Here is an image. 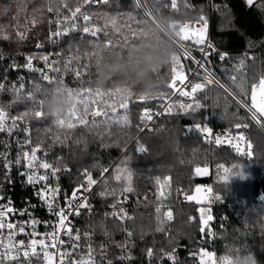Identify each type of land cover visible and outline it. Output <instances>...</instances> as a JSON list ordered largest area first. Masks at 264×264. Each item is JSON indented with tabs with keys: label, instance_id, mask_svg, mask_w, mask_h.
Segmentation results:
<instances>
[{
	"label": "trees",
	"instance_id": "trees-1",
	"mask_svg": "<svg viewBox=\"0 0 264 264\" xmlns=\"http://www.w3.org/2000/svg\"><path fill=\"white\" fill-rule=\"evenodd\" d=\"M49 1L0 0L1 6L11 7L13 14L28 6L26 15L36 18L38 23L37 26H33V22L28 23L24 41L9 40L2 46L10 51H22L33 48V44L45 38L48 28L45 18L41 17L40 7L43 4L46 8ZM85 1L72 0L71 5L75 7ZM140 2L143 5L146 0ZM57 4L53 7H59ZM147 6L154 15L161 13L175 21H198L201 15L209 13L210 38L218 49L228 54L224 62H220L217 56L212 57L214 68L232 92L247 101V97L226 77L235 74L239 63L246 60L242 71L245 73V88L250 93L251 85L264 76V0H258L252 7L245 0H177V9H171L169 4L159 11L152 0H147ZM89 12L99 27L108 24L105 29L108 35L101 32L95 38H72L67 48L70 52L67 53L75 48L80 49L83 62L90 67L86 74L91 75L92 89H115L111 82L104 88L97 87V56L85 53L93 51L90 47L93 40L100 44L96 51L102 57L101 62L109 52H118V48L105 47L108 40L113 43L122 40L121 33L111 27V19H115L120 29L130 35L125 25L136 26L138 13L143 10L136 8L135 0H110L107 5L90 6ZM149 23L150 20L146 27ZM131 43L138 44L139 41ZM177 53L180 54L178 49ZM250 56L254 59H250ZM181 63V70H186L183 57ZM171 68L170 63L162 69L157 77V86L152 91L154 93L150 95H157L156 92L167 88L172 76ZM134 90L141 89L137 86ZM48 92H39L34 100H19L14 108L19 113H28L33 128L38 130V138L45 146L54 147L56 156H62L64 164L74 172L87 169L98 179L103 168H110L92 198L94 211L89 227L99 244L110 242L112 248H118L128 240L130 252L135 258L134 264H170L172 260L174 264H201V249L221 259L231 258L233 264H241L248 256L255 264H264V135L229 95L217 86L208 87L197 97L196 100L203 107L195 112H184L173 100L170 104L171 114L166 111L153 132L140 135L138 126L143 110L156 109L160 100H131L129 109L118 111L113 121L103 119L91 128L79 125L66 131L53 123V117L37 118L34 115L35 111L40 110L38 101L44 99L46 103ZM43 110L48 112L46 106ZM125 114L128 117L127 125ZM236 123H246L248 127L236 129ZM197 124L211 128L212 135L205 137L196 131ZM240 134L245 140H235V143H240L246 151L247 142L250 141L253 145L252 158L241 155L231 145H216L214 142L217 136L234 138ZM139 147H145L146 152L139 153ZM7 157L5 142L0 137V164ZM197 167H207L209 174L205 177L195 176ZM2 169L0 166V173ZM241 171L244 176H237ZM125 172L129 179H125ZM117 175L120 176L119 181L115 179ZM199 186L211 188L212 196L220 197L214 206H207L213 219L205 226L203 234L200 232L201 205L183 199L184 196L193 195ZM129 187L132 189L130 192L127 191ZM119 195L127 196L132 208L133 217L125 225L107 213ZM169 210L173 213L171 221L166 218ZM193 217L196 220L190 219ZM161 226L164 231L157 230ZM127 232L132 235L127 237ZM149 249L152 251L150 258ZM168 254L174 259H170Z\"/></svg>",
	"mask_w": 264,
	"mask_h": 264
},
{
	"label": "snow or ice",
	"instance_id": "snow-or-ice-1",
	"mask_svg": "<svg viewBox=\"0 0 264 264\" xmlns=\"http://www.w3.org/2000/svg\"><path fill=\"white\" fill-rule=\"evenodd\" d=\"M88 2V0H86ZM102 3L107 4L109 3V0H101ZM257 0H246V4L249 7H252L254 4H256ZM152 3L154 5H157V11H159L161 8H167L170 4V8L175 10L177 9V0H152ZM135 6L136 8L143 9L142 13H138V22L136 26L128 25L126 24L125 27L128 29V33H124L120 27L117 25L115 19H111V27L116 31L121 33L122 40L117 41L116 43H113L111 40L107 41V44L105 47H112V48H118V52L123 54H128L131 50H133L134 46L137 43H131L132 41H142L147 37V28L146 24L151 20L154 16L153 11L147 6V0L145 4H141L140 0H135ZM64 7L67 8V3H64ZM47 10L49 12H53L54 9L49 4ZM59 9H56L57 12V20L54 21L57 23L58 27L55 33H50V38L52 36L60 37L61 35H65L68 33L69 29L65 28L63 32L59 28V24L61 23L59 19ZM77 13H81V8L77 6L75 8V11H71V17L75 18L77 16ZM82 19L85 22L84 26L81 29V36L84 34H90L91 37L95 38L97 35L101 32L104 33L105 36L108 35V32L105 31L107 29L108 24H105L103 28L101 27H90L88 26V22L90 21V16L88 14H83ZM64 21H68L69 17L65 16ZM199 22H202V26L197 29V32L195 34H190V24H183L180 25L179 31L177 33V43L179 46L183 48V59H193V62L200 66V68L205 72V77L203 79V82H196L191 84L190 86L185 85L184 88L177 87V83L179 82L181 85L185 84V81H187L188 77L187 75L181 70L183 68V64L181 63L182 56L179 53H176L172 58V76L169 83H167L166 87L168 89L167 93L161 92L157 95H149L147 93L142 94L139 99L140 101H148V100H160L164 101L168 98L169 94L176 95L178 94L179 97H188L195 101V103H183L181 102L178 107L180 109H183L185 112H188L189 110L195 112L197 109L203 107V105L200 103L199 100H196V94L198 92H204L205 89L214 83H216L217 80L212 78V74L208 73L207 68L200 64L199 61L195 60L193 57H191L187 47L184 46V43L182 42H194L196 45L200 46L199 51L204 54V56L207 58V56L211 55V51L206 52L205 51V45L209 49L214 50V46L207 42V28H208V21L207 18L204 15H201L199 17ZM52 23V21H50ZM77 25L75 23L72 24L71 30H76ZM18 36L21 40L25 39L26 36L24 33H18ZM5 39H8L7 36L4 37ZM39 43L37 44V47H41ZM71 47V46H70ZM90 47L93 49L91 53L86 52L85 55H96L97 56V64H99L102 60V57L99 56V53L96 51L100 48L99 42L93 40L90 42ZM78 50V49H77ZM59 53H57L58 55ZM219 60L222 62L225 59L228 58L227 53H222L219 55ZM250 59H254L253 57H249ZM41 59L48 64L49 62V55H44L41 57ZM27 63L26 67L29 70L38 71V69L33 68L32 60L33 58L31 56L26 58ZM71 62V58L66 63L67 64ZM57 64L56 61H52L51 64H48V67L51 72H60L61 69L59 67H56ZM15 67V66H14ZM85 70L87 69V65L84 66ZM244 67V61L242 60L239 64V66L236 69L235 74L228 75L226 78L229 79L237 89H239V92L244 96L248 97L249 93L247 89L245 88V73H243L242 69ZM82 73L80 70L75 71V77L79 79L82 76ZM42 79L44 82L48 84L55 83L54 78L50 77L47 73H42ZM239 77V79H238ZM22 87V86H21ZM3 88V85L0 84V89ZM41 91L46 92V90L41 89ZM69 95L73 97V106L69 110L68 120L61 118V116L53 115L49 112H45L44 106L45 102L44 99H41L38 101L40 105V110L35 111L34 115L37 118H47L48 116H51L54 118L53 123L58 127H66L68 129H73L77 126V124L84 126L85 128H91L96 125L97 119H112V116L117 112V107L114 103H108V101L112 100V98H117L118 100V107L121 110H128L129 109V99L132 97L133 93L129 91L127 94L121 93V91L118 88L111 89L108 91L102 90V89H96L93 93V90L91 88L88 89H80V90H74L72 88H68ZM233 95V98L235 99V95ZM84 96H92L93 99L91 100H85L83 99ZM237 103L241 104V106L246 107L248 113L251 114V118L256 121V123L261 124V119L264 118V76H262L259 79V83H253L251 85V93H250V106L244 103L243 101H237ZM79 105V107H78ZM167 111L169 114H171L172 105H166ZM111 110L110 112L107 110ZM28 113H25L24 115H27ZM153 115H159V113H153L150 109H144L143 114L140 116L141 123L149 122L153 119ZM7 116V113L0 108V131H8L9 133L12 131L11 128L5 127V118ZM89 116H91V122L89 121ZM23 117H16L13 120V127H15V121L16 120H22ZM72 121H76V123H73ZM124 121L127 125L128 123V117L125 114L124 115ZM264 126V125H262ZM107 127V126H106ZM139 127V126H138ZM236 129H240L242 127L247 128L248 125L236 123L234 125ZM139 130L143 131V128H139ZM149 131L151 129H148ZM195 130L204 134L205 137H210L212 135V129L209 127H201V125L197 124L195 125ZM187 131H192V129H187ZM111 135V132L108 133ZM237 141H244L245 137L243 134H240L239 136L235 137ZM211 142V141H209ZM215 144L221 145L222 143L231 145L235 148V150L240 153L241 155H247L249 158L253 157V153L251 151L253 145L251 142H247V150L241 148L240 143H233L230 139L221 140L219 136L215 137ZM30 143V141H29ZM39 151V148H36L32 153L31 160L28 161L26 167L29 169H33V161L36 159L35 152ZM140 151H145V149L141 148ZM29 156V153L25 152L24 157L27 159ZM59 159V158H58ZM17 164L20 163V160L18 159L16 161ZM221 168H223V165H220ZM39 168L45 170V173H47L48 170H51L53 177H55V174L60 171L58 168H54L53 165L44 162L39 164ZM10 169V165H6V170ZM225 172H228L227 168H224ZM104 173L108 172V169L103 170ZM208 168L204 167H197L195 168V173H207ZM21 175H26L27 177V183L30 185L33 183L38 182H44V187L36 194L39 199L46 205L47 210L56 215L58 217V223H57V229L56 231L52 233H46L45 236L51 237V243L46 244L45 241L42 239L40 241H37L35 239L30 241V244L27 248H25L24 241L15 242L13 240L14 236L17 234H23L25 233V229L22 226H18L16 223L11 222L8 220V217L10 214H17L15 209L11 206V201H8L7 205H0V231H3L7 229L8 231V240L9 244L7 246L3 243V237L0 236V264H4L5 261H16L21 259V257L25 260L29 259H41L44 264H57V261L55 260L56 252H59V261L58 264H64V257L65 256H71L72 252H64L59 249H57L56 240L58 238V233L63 232V234L68 237L69 239H74L75 241H79L80 235L79 232H77L75 235H73V230L70 226V222L67 221V217L72 215H79V208H88L89 205L87 204L86 200H83L82 203H80L76 210H73V202L77 199H81V197L77 196V193H81L83 191H90V188H85L84 185H80L76 189L73 190L71 193V196L66 198L65 200V206L64 207H54L56 204L60 189L58 186L51 187L47 184V181L49 179V176L47 174L44 175H37L34 179L33 175L27 174V173H21ZM82 175L86 178V182L88 185H95L97 183L96 180H94L91 176V174L88 172L87 169H85L82 173ZM237 176L243 177V172H238L236 174ZM117 181L120 180V176L117 175L115 177ZM170 180V177L168 178ZM225 180L228 179L227 176L224 178ZM127 191H132V189L129 187ZM196 193H199L201 191L200 188L195 189ZM208 193L212 192L211 188L206 189ZM161 196H163V193H160ZM4 197L0 196V200H3ZM188 201H195L196 203H200V199L198 196L195 195H188L185 197ZM217 200L220 199L219 196L216 197ZM264 199V197H262ZM115 208V205H113ZM159 211V210H158ZM25 211H21L18 214L19 215H25ZM201 216V227L200 232L203 234L205 231V226L208 224L209 221L213 219L211 215H208L205 219L203 212V209H200ZM114 218H118L120 220L124 219H131V217L128 216L126 212L123 211H117L113 214ZM166 218L168 221H171L173 219V213L171 210L167 211ZM191 220H194L195 218H190ZM66 223H68V226L66 227ZM163 224V221L160 222ZM37 224L36 220L31 221V226L33 229L35 228ZM158 231H164L163 227H158ZM129 236L132 235L131 232L127 233ZM31 235H36L35 231L31 233ZM59 243L61 245L64 244L63 240H60ZM52 248L56 250V252L49 253L46 250L47 248ZM78 247V244L72 245V251H75V249ZM37 248H40L42 251L38 253ZM203 256L208 257H214V253H210L205 251L204 249L200 250ZM91 254V248L89 247V255ZM152 251L149 249L148 256L151 257ZM170 259H174L171 254H168ZM224 261L227 262V264H233L231 260H229L228 257L222 258ZM69 264H89V262H86L85 260L81 259L79 262L72 260L69 262ZM211 264H216V261L213 259ZM241 264H255V261L251 258V256H248L241 262Z\"/></svg>",
	"mask_w": 264,
	"mask_h": 264
},
{
	"label": "built area",
	"instance_id": "built-area-1",
	"mask_svg": "<svg viewBox=\"0 0 264 264\" xmlns=\"http://www.w3.org/2000/svg\"><path fill=\"white\" fill-rule=\"evenodd\" d=\"M84 7L85 5H82L80 7L81 13L86 14ZM63 9H66V8L63 7ZM81 13H77V16L75 18L69 17L70 21L79 23V25L76 27L78 30L77 34L79 36H81V29L85 24V22L82 19ZM205 17L207 18V21H208L207 42L214 46V50L209 49L207 45H205L204 47H205L206 52L211 51V55L207 56L206 58L204 54L199 51L200 46L196 45L194 42H182V43H184V46L187 47L191 57L199 61L200 64L204 65L207 68L208 73L212 74V78L217 80L216 83H214L213 85L209 87L217 86L221 88L226 94H228L232 99H234L232 95L234 93L220 79L212 63V57L217 56L218 58L220 54L226 53V52L218 49L217 46L211 40L209 13ZM176 22L179 25H183L186 23L190 24V30H189L190 34H195L197 32V29L202 26V22H199V20L198 21L176 20ZM88 26L93 27L90 21L88 22ZM55 27L56 26L54 24H51L49 27V32L55 33V31L57 30V28ZM176 48L183 55V48L179 46L178 43L176 44ZM19 53L18 54L15 52L14 53H2L0 55V84L3 85L4 92L7 96L6 99L9 100L11 104L13 105L12 107L11 106L9 107L4 106V107L6 109L9 108V110L15 114L17 113L14 108V104L17 101L24 100V99L34 100L37 98L39 92L41 91V87H43V85L53 86L54 83L48 84L43 81L42 75H41L42 73L49 74L50 77L54 78L55 82L56 81L62 82L64 80L63 84L65 86H69V84L72 82V79L75 78L74 71L72 74L73 78H68V77L65 78L64 74L66 76L69 75V73H66L62 67L63 65H65V60H57V59L49 58L48 64L50 63V60H55L57 62L55 66L61 69L60 72H51L49 67L46 66L48 64H46L42 59H40L39 61L33 59L32 60L33 68L38 69V71H33V70H29L25 66L27 63L26 58L29 56H32V53L28 51H19ZM185 61L187 64L189 62L193 63V59H190V60L185 59ZM243 61L244 63L246 62V60H243ZM67 66L72 68L70 64H68ZM200 69H201L200 66L195 64L192 70L189 69V72L185 73L188 77L187 81H185V84L181 85L178 82L177 87L184 88L185 85L190 86L191 84L196 83V82H203V79L205 77V72L202 70L204 75H199ZM86 76L88 75L86 74ZM35 80H38V81H35ZM258 83L259 81L257 82V84ZM37 86L40 88V90L38 91V94L35 95L33 91L35 87ZM250 93H251V90H250ZM199 94H201V92H198L196 94V99L199 96ZM175 99H178L180 100V102H183V103L194 102V100L188 97H179L178 94L171 95V97H169L168 99H165L164 102L160 103L156 109L152 110L153 113H159V115H153V119L151 121L145 122L143 124L140 121L139 128L144 129L143 131L139 130L140 135L146 132L154 131L155 125L165 113V110H166L165 106L169 105ZM235 100L242 101L236 95H235ZM249 102H250V98H249ZM247 105L250 106V103ZM244 108L247 110L246 107ZM249 115L251 116L250 113ZM262 124L264 123L261 120V124H259V126H262ZM148 129H151V130L149 131ZM11 133L13 136L12 145L14 149L16 150L15 151L16 161L18 159L20 160L19 164L16 163V165L19 168L18 180L15 184H11L9 186V184L6 181H2V179L0 178V196L4 197L3 200H0V205H7L8 201L10 200L11 206L15 209L17 214L15 215L10 214L8 217V220H10L13 223H16L18 226L24 227L25 229V233L15 235L13 240L15 242L24 241L25 248L29 246L30 241L33 239L37 241H40L43 239L46 244H49L52 242L51 237L45 236L44 234L52 233L56 231L58 217L50 213L47 210L46 205H44V203L36 195L44 187V182L33 183L30 185L29 183H27L26 175H21V173H27V174L33 175L35 179L37 175L47 174L49 176L47 184L51 187L58 186L60 189V192H59V195H58V198H57V201L54 207H64L66 198L70 197L73 190L79 187L80 185L83 184L85 188H90V191L82 190L81 193H77V196L81 197V199H77L76 201L73 202V210H76L78 205L82 203L83 200L87 201V204L89 205V207L79 208L78 209L79 215H72V216L67 217V221L70 222V226L73 230V235L79 232V235H80L79 241H75L74 239H69L63 234V232L58 233V238L56 240L57 249L64 251V252H72L71 256L64 257V264H69V262L72 260L79 262L81 259L85 260L86 262H89V264H134L135 258H134V255L130 252V249H129L130 243L128 240H126L123 246H120L118 248H112L110 242L98 244L95 239L94 234L92 233L89 227V223L91 221L93 211H94V208H93L94 206L92 204V198L95 194V190L97 186L102 181H104V178L108 175L110 168H106L108 169L107 173H104L102 171L104 177L101 176V179L96 180L97 183L95 185H88L86 182V178L84 177L83 179H81L82 174L79 173L78 175V173H74L71 167H59L58 166L57 164L58 161L56 160L58 156H56L52 147L47 148L45 146L46 147L45 148L42 145L34 144V141L31 138V134L29 130L22 128L16 131L13 130ZM140 135L136 138V141L140 138ZM225 139L226 138L224 136L221 138V140H225ZM36 148H39V151L35 152L36 159L33 161V169H29L26 167V165L28 161L31 160L32 153ZM25 152L29 153V156L27 159L24 157ZM44 162H47L53 165L54 168L60 169V171L55 174V177H53L51 170H48L47 173H45V170L39 168V164L44 163ZM183 199L186 200L184 197ZM216 200L217 199L215 196H211L206 206L208 207L214 206ZM113 205H115V208L113 207ZM200 209H203V208H200ZM25 210H26L25 215L18 214L19 212L25 211ZM117 211L126 212L128 216L131 217L132 219L133 217L132 208L130 207L129 198L127 196L119 195L118 197H116L112 205L109 207V210L107 211V213H109L110 216H113L114 212H117ZM204 213L205 211L203 212V215ZM199 214L201 216L200 210H199ZM116 219L124 225L129 220H131V219L120 220L118 218ZM32 220L37 221V224L34 229L31 226ZM194 220H196V218ZM67 226H68V223H66V227ZM33 231H35L36 235H31ZM0 236L3 237L4 245L7 246L9 244L7 229L0 231ZM127 236L129 235L127 234ZM60 240L64 241L63 245L59 243ZM73 244H78V247L75 249V251H72ZM89 247L91 248L90 255H89ZM43 250H46L49 253L56 252V250L50 247L47 249H43ZM0 251H2V249H0ZM37 251L39 253L42 250L40 248H37ZM148 258L150 257L148 256ZM207 258H205V256H202V263L203 261H206ZM213 259L216 261V264H227L226 261H224L221 258H218L217 256H214ZM55 260L57 261V264H58L59 252H56ZM210 261L212 262V260ZM4 263L44 264V262L41 259L25 260L22 257L19 260L5 261ZM170 264H174V261L172 260Z\"/></svg>",
	"mask_w": 264,
	"mask_h": 264
},
{
	"label": "rangeland",
	"instance_id": "rangeland-1",
	"mask_svg": "<svg viewBox=\"0 0 264 264\" xmlns=\"http://www.w3.org/2000/svg\"><path fill=\"white\" fill-rule=\"evenodd\" d=\"M71 1L72 0H51L49 4H51L52 7H53V5L55 3L56 4L57 3L59 4V7L58 6L57 7L56 6L53 7V9H54L53 12H49L47 10L49 4H48V6H46V8H45V6L43 4H41V7H40L41 12H42L41 13V17L43 19L45 18V20H46L45 21V24H46V26L48 28V33L46 34V37L45 38H43L41 40H38L35 44H33L34 45L33 48L26 49V50H22V51L31 52L32 53V56L31 57L33 59L37 60V61H39L42 56L49 55V58H53V59H57V60H65V65H66V63L71 58V62L68 63V64H70L72 66V68L71 67H68V66L66 67L65 65L62 66L63 67V70L66 73H69V75H67V76L64 74L65 78L66 77L73 78L72 77L73 71L75 72L77 70H80V71L82 70L81 72L84 73V74H82V76L79 79H77L76 77L73 78L72 79V82L69 84V86H66V87L67 88H72L74 90L88 89V88H91L92 89V78H91V75L89 74L88 76H86V72H88V70H89L90 67H89V64L87 62H83V60H82L83 59V54H81L80 49L75 48L73 52L67 53V52H70V51H67L68 50L67 49L68 48V45L71 42L70 39H72V38L82 39V38H85V37H87V38H93V37L90 36V34H88V35L84 34L83 36H79L77 34V32H78L77 28L74 31L71 30V26L75 22L70 21V20L64 21L63 18L65 16L71 17V11H75V8L77 7V6L73 7L71 5ZM109 2H110V0H109ZM64 3H67V8L66 9H63ZM82 5H85V7H84L85 13L90 16V23H91V25L93 27H99V23L97 21L95 22L93 20V17H92V15L89 12V7L90 6H92V7H98V6L107 5V4L102 3L101 0H88V2L85 1L84 3H82V4L78 5V6L81 7ZM56 9H59L60 10L59 11V19L61 21V23L59 24L60 30L63 32V30L65 28H68L69 31H68L67 34L61 35V37L52 36L50 38V33H51V32H49L50 25L51 24H54L56 26L55 28L58 27L57 23L54 22V21L57 20V12H56ZM12 12L13 11H12V8L11 7H9V6H3L2 7L1 4H0V40H2L0 42V55L2 53H14V52L18 54L19 51H17V50H13V51L7 50L5 47L2 46V44H4V43L7 44L9 40H14V41H19L20 40L19 42L24 41L25 39L21 40L19 38L18 33H24L25 34L26 33V30L28 29L27 28L28 23L32 24V22H33V26H37L38 25L36 18H30V17H28V15H26L27 12H28V6L22 7L21 10L19 12H17V14H13ZM50 21H52V23H50ZM75 24L77 26L79 25V23H75ZM5 36H7L8 39H5L4 38ZM97 37H98V35H97ZM38 43L40 45H42L39 48L37 47V44ZM57 53H59V54L57 55ZM180 54L182 55V53H180ZM182 57H183V55H182ZM52 61H55V60H50V63L49 64H51ZM184 63H185V66H186V70H183L184 73H188L189 72V69L192 70L194 68V65H195L194 62H193L194 64L192 62H189L187 64L186 61H185V59H184ZM85 65L88 66L86 70H85V67H84ZM46 66H48V65H46ZM199 75H204L202 69L199 70ZM35 81H38V80H35ZM62 83H64V80L62 81ZM51 87L52 86H49V85H43V87H41V89L47 91ZM39 90H40V88L38 86L35 87V89L33 91L35 93V95L38 94V91ZM92 90H93V93H94L96 89H92ZM42 92L43 91H40V93H42ZM161 92L167 93L168 92V89L166 88V89H164L162 91H159V92H156V93L158 94V93H161ZM132 93H133V95L129 99V104H130L131 100L140 101L139 97L142 94H145L142 90H133ZM152 93H154V92H150V93H147V94L150 95ZM48 94H49V92H48ZM48 94H47V96H48ZM169 97H171V94H169L168 98ZM6 98H7V96H6L5 92H4V89L3 88L0 89V108H2L7 113V116L5 118V127L6 128H11L12 131L13 130L16 131V130L25 128V129H27V130L30 131L31 138L34 141V144H36V145H42V146L45 147V145L43 144V142L39 139L40 137L38 138V130H36L35 128H33L34 127V124L32 123L31 119L28 117V114L27 115H24L26 113L24 111H22L21 113H19L17 109H16V113L17 112L18 113L15 114V113L11 112L9 110V108L6 109L4 106H6V107L7 106L8 107L9 106L12 107L13 106L11 104V102L9 100H7ZM249 98H250V94L247 97V101H244V102H246V104H249L250 103L249 102ZM83 99H85V100H91V99H93V97L92 96H84ZM175 100H176V102L178 104L181 103L180 100H178V99H175ZM232 100H234L237 103V100H235V99H232ZM140 102H142V101H140ZM160 102L162 103L164 101H160ZM194 102H192V103L194 104ZM108 103H110V104L111 103H114L116 105L117 112L113 115V116H116V114L118 113V111L121 110L118 107V100H117V98H112V100L108 101ZM237 104L251 118V116L249 115L248 111L243 106H241L239 103H237ZM78 107H79V105H78ZM107 110L111 114L110 108L107 109ZM166 111H167V108H166L165 112ZM68 115H69V111L65 115H62L61 118L65 119L67 121L68 120ZM113 116H112V119H111L112 121H113ZM16 117H23V119L22 120H16L15 121V127H13V120ZM101 120H103V119H99L98 118L96 122L101 121ZM251 120L254 122V124L257 126V128L260 130V132L264 135V126H259V124L256 123V121L253 120L252 118H251ZM261 120L264 123V118H262ZM89 121L91 122V116H89ZM72 122L73 123H76V121H72ZM262 125H264V124H262ZM77 126H79V124H77ZM63 128L66 131L72 130V129H68L66 127H63ZM11 132L9 133L8 131H0V137L5 142L6 155L8 156L0 164V166L3 168L2 169L3 171L0 173V175H1L0 178L2 179V181H6L9 184V186L11 184H15L17 182V180H18V172H19V168L16 165V152H15L16 150L14 149V147L12 145L13 136H12V133ZM224 137L226 139L232 140L235 143V140H236V139H234L235 137L234 138L232 136H229V137L224 136ZM47 148H49V147H47ZM52 148H53V151L55 152L54 147H52ZM141 148L145 149V147H139L137 149L139 153H142V152L139 151ZM143 152H146V149ZM4 155H5V153H4ZM56 160L58 161L57 164H58L59 167H68L66 164H64L62 156H58L56 158ZM6 165H10V169H7L6 170ZM103 169H106V168H103ZM103 169L100 171V176H99L98 179L94 178L92 175L91 176L95 180L101 179V176H103V173H102ZM74 173H76V172H74ZM82 173H83V171L80 172V174H82ZM208 174H209V170H208L207 173H200V174H196L195 173V176L205 177ZM78 175H79V173H78ZM83 178H84V176L82 175L81 179H83ZM112 178L113 177H111V179ZM125 179H129V176H128V173L127 172H125ZM197 188H200L201 191L199 193H196V191H195L193 195L198 196V198L200 199L201 202L198 203V204H200L201 205V208H203V210L205 211L204 217L206 219L208 215H211V213H210V210L208 209V207L207 206H203V205L207 204V202L210 200V197L212 196V192L211 193H208L206 191V189H208L209 187H206V186H199ZM185 197L186 196H184V198ZM92 233L94 234V232H92ZM127 237H130V236H127ZM95 239H96V237H95ZM96 241L99 244V242H98L97 239H96ZM207 257L205 256V258H207ZM208 258H207L206 261H203V263H201V264H210L211 263L210 260H213V257H208ZM229 259L232 261L231 258H229Z\"/></svg>",
	"mask_w": 264,
	"mask_h": 264
},
{
	"label": "clouds",
	"instance_id": "clouds-1",
	"mask_svg": "<svg viewBox=\"0 0 264 264\" xmlns=\"http://www.w3.org/2000/svg\"><path fill=\"white\" fill-rule=\"evenodd\" d=\"M146 28L147 37L128 54L112 51L96 64L98 88L106 87L109 82L123 94L137 86L144 93L156 88L157 77L177 53L180 25L173 18L157 13ZM45 106L49 113L57 116L65 115L72 108L73 97L61 81H56L49 89Z\"/></svg>",
	"mask_w": 264,
	"mask_h": 264
},
{
	"label": "flooded vegetation",
	"instance_id": "flooded-vegetation-1",
	"mask_svg": "<svg viewBox=\"0 0 264 264\" xmlns=\"http://www.w3.org/2000/svg\"><path fill=\"white\" fill-rule=\"evenodd\" d=\"M246 1V0H245Z\"/></svg>",
	"mask_w": 264,
	"mask_h": 264
},
{
	"label": "water",
	"instance_id": "water-1",
	"mask_svg": "<svg viewBox=\"0 0 264 264\" xmlns=\"http://www.w3.org/2000/svg\"><path fill=\"white\" fill-rule=\"evenodd\" d=\"M258 1V0H257Z\"/></svg>",
	"mask_w": 264,
	"mask_h": 264
}]
</instances>
